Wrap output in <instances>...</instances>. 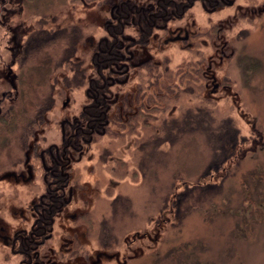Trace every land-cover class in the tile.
<instances>
[{"label":"flooded vegetation","instance_id":"flooded-vegetation-1","mask_svg":"<svg viewBox=\"0 0 264 264\" xmlns=\"http://www.w3.org/2000/svg\"><path fill=\"white\" fill-rule=\"evenodd\" d=\"M33 1L22 0L30 16ZM73 5L95 6L99 17L85 25L58 17L28 20L13 6L9 15L19 10L21 18L10 19L8 38L0 33V85L10 88L0 97V264L134 260L135 240L115 225L129 215V159L132 175L142 178L146 162L158 163L152 155L161 151L162 138L176 133L161 128L162 120L177 119L168 100H194V72L206 100L230 89L216 72L232 69L238 56L233 32L264 14V0ZM40 55L49 68L41 85L26 78ZM33 88L41 91L34 95ZM17 100L32 108L33 100L41 101L25 117ZM20 115L24 120L14 128ZM126 141L138 157L125 155L120 144Z\"/></svg>","mask_w":264,"mask_h":264},{"label":"rangeland","instance_id":"rangeland-1","mask_svg":"<svg viewBox=\"0 0 264 264\" xmlns=\"http://www.w3.org/2000/svg\"><path fill=\"white\" fill-rule=\"evenodd\" d=\"M73 1L34 0L29 5L34 11L31 16L25 13L22 0L6 1L5 9L0 7L2 38H8L10 19L21 18L19 10L9 15L13 6L22 8L28 20L58 17L66 23L84 24L99 17L95 6L73 5ZM238 27L243 29L233 32L231 46L238 56L230 64L232 69L216 72L221 85L229 84L230 89L220 88L206 100V91L199 88L203 80L194 72V100H168L178 118L187 116L188 109L204 106L217 123L237 128L235 144L229 147L233 155L224 159L222 153H215L203 132L178 131L174 145L162 146L161 161L145 163L143 178L132 175L135 162L129 159V179H125L129 215L115 222L128 228L124 236L135 240L131 244L136 257L129 264H264V14L252 26L241 23ZM43 61L40 55L29 65L26 78L30 82L43 83L49 71ZM6 85H0V97L9 91ZM21 89L26 91V85ZM32 91L37 95L41 89ZM26 101L15 104L25 117L35 112L41 100H33V108ZM129 143L120 144L127 156L135 154Z\"/></svg>","mask_w":264,"mask_h":264},{"label":"trees","instance_id":"trees-1","mask_svg":"<svg viewBox=\"0 0 264 264\" xmlns=\"http://www.w3.org/2000/svg\"><path fill=\"white\" fill-rule=\"evenodd\" d=\"M188 110L189 113L184 118L176 117L177 119H172L169 121L162 120L161 128H165L167 126L168 130H175L176 133H178V131L192 133L203 132L205 135L209 136L211 147L213 148V151L215 153H222L224 159L231 157L233 155V152L229 150V147L235 144L233 139L238 136L239 131L237 130V128H235L233 125L230 126L223 125L222 123H217L212 111L208 107L197 106L196 109ZM23 120V115H20V117L18 116L13 124V127L18 128V126L16 125L17 122L21 123ZM169 133H173V135L170 136L166 134L167 136H164L165 138H162V146L167 141L171 144V146L174 145L173 140L177 138V134H174V132ZM162 149L159 152L152 151L155 153L152 156L155 157L158 161H161V154L163 151ZM220 154H217V157ZM220 162L221 161H219V163Z\"/></svg>","mask_w":264,"mask_h":264}]
</instances>
